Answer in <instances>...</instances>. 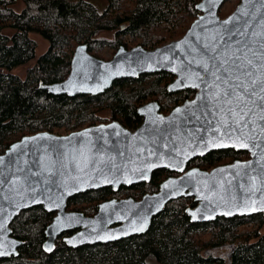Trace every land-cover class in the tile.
Here are the masks:
<instances>
[{
  "label": "water",
  "instance_id": "water-1",
  "mask_svg": "<svg viewBox=\"0 0 264 264\" xmlns=\"http://www.w3.org/2000/svg\"><path fill=\"white\" fill-rule=\"evenodd\" d=\"M223 2L201 0L196 5L200 13L186 33L154 49L121 46L105 60L81 44L66 79L40 82V88L53 95H99L118 79L167 71L176 76L169 92L198 91L168 115L161 113L158 101L139 107L144 122L135 131L114 120L68 134L42 131L14 141L0 154V256L19 255L23 242L11 237L10 225L23 210L37 205L57 213L46 229L47 252L55 249L62 232L74 228L81 230L64 239L73 248L145 234L153 218L181 197L198 202L186 210L193 222L264 214V37L256 35L264 33V0H242L222 19ZM238 85H247V90ZM234 111L236 130L234 123L223 122L225 113ZM228 147L251 157L211 170H186L189 161ZM161 168L180 175L167 177L159 191L140 200L103 201L91 217L66 210L74 195L149 183Z\"/></svg>",
  "mask_w": 264,
  "mask_h": 264
},
{
  "label": "trees",
  "instance_id": "trees-1",
  "mask_svg": "<svg viewBox=\"0 0 264 264\" xmlns=\"http://www.w3.org/2000/svg\"><path fill=\"white\" fill-rule=\"evenodd\" d=\"M22 1L24 8L17 11L12 7L15 0H0V154L21 137L42 131L69 133L112 119L137 126L141 122L138 107L151 98L164 111L193 95L189 89L170 93L167 83L172 75L166 71L118 79L99 95H53L41 89L40 82L66 79L81 43H88L89 52L103 58L105 49L116 52L122 45L132 47L124 38L153 49L181 37L198 16L196 5L201 0H105L103 11L89 0ZM6 29H13V34H6ZM105 32L114 38L101 37ZM33 33L49 41L41 55H37ZM30 62L34 64L25 78L14 71ZM103 111L109 112V118L101 115ZM234 154L214 151L193 162L209 169ZM169 175L156 170L149 183L122 186L117 192L112 187L89 190L72 196L68 207L92 214L110 198H141L157 191ZM196 203L193 197L170 201L145 234L80 248L59 240L51 253L44 250L43 242L54 214L41 206L23 210L12 229L25 243L17 257L0 259V264H151L152 258L160 264H264L263 213L193 222L186 210ZM246 225L253 229L244 230ZM206 232L209 238L203 239ZM226 243L231 244L229 259L212 252Z\"/></svg>",
  "mask_w": 264,
  "mask_h": 264
},
{
  "label": "flooded vegetation",
  "instance_id": "flooded-vegetation-1",
  "mask_svg": "<svg viewBox=\"0 0 264 264\" xmlns=\"http://www.w3.org/2000/svg\"><path fill=\"white\" fill-rule=\"evenodd\" d=\"M231 2H234V5L233 6H231L228 10H226V12H225V9H227V5L229 4V3H231ZM242 2V0H224V2L222 3V5L220 6V8H219V15H220V17L222 18V19H224V18H227L229 15H231L236 9H237V7L239 6V4ZM99 8V10H104L106 7H98ZM198 10V9H197ZM199 11V10H198ZM199 13H200V11H199ZM198 13V14H199ZM223 13H225V15H223ZM197 18V17H196ZM195 18V19H196ZM192 24V23H191ZM125 27H126V25L125 24H121V29L123 30V29H125ZM190 27V26H189ZM188 27V28H189ZM33 34H38V33H33ZM38 35H40V34H38ZM44 40H46L48 43H49V41L46 39V38H44L42 35H40ZM102 36H107L108 38H111V39H113L114 38V35H113V33H110V32H105V33H103L102 35H101V37ZM81 44H87L88 45V43H81ZM81 44H78V46L79 45H81ZM139 45V44H138ZM122 46H124V45H122ZM137 46V45H136ZM121 47V46H120ZM133 47H135V46H133ZM133 47H130V48H128V49H131V48H133ZM88 50H89V45H88ZM116 52H114L113 53V55H112V57L114 56V54H115ZM90 54H92L91 52H90ZM92 55H94V54H92ZM95 56V55H94ZM111 57V58H112ZM111 58H109V59H111ZM102 59H105V60H109V59H106V58H102ZM161 72V71H160ZM167 72V71H166ZM168 73H170V72H168ZM147 74V73H146ZM148 74H153V73H148ZM171 75H172V79L170 80V81H168V83H167V90H168V86H169V84L171 83V82H173L174 80H175V78H176V76L174 75V74H172V73H170ZM142 75H144V74H142ZM141 75V76H142ZM140 78V77H139ZM135 79V78H134ZM138 79V78H137ZM146 81H149L148 79H146ZM187 89H189V90H192L193 91V95L190 97V98H187L186 100H184V101H181V102H179V103H173L172 104V106L168 109V110H164L163 111V109H162V106H161V113H163V114H165V115H168V114H170L175 108H177V107H179V106H182L187 100H192V99H194L195 98V96H196V93H197V91H198V89H193V88H187ZM185 90V89H184ZM180 91H183V90H180ZM178 92V91H177ZM170 93H172V92H170ZM151 101H158V100H156V99H154V100H150V101H147V102H145V103H143L142 105H140L139 107H141V106H143V105H145V104H147V103H149V102H151ZM159 102V101H158ZM160 104V103H159ZM161 105V104H160ZM139 107H138V109H139ZM238 114V112H236V111H234L233 112V115H232V113L231 112H226L225 113V116H224V119H223V122L224 123H234V130H236L235 129V123H236V121H238L236 118H234V116H236ZM140 115V114H139ZM141 116V115H140ZM115 119H112V120H110V121H104V122H101V123H109V122H112V121H114ZM118 121V120H117ZM120 122V121H119ZM143 122H144V117L143 116H141V122L137 125V126H132V127H129V126H126V125H124L123 123H121L123 126H125L126 128H128L129 130H131V131H135L137 128H139L142 124H143ZM262 122H264V121H262ZM100 124V123H99ZM232 128H233V126H232ZM236 136L237 135H235L234 136V138H236ZM228 150H232V151H234L235 152V154L234 155H230V156H228V157H226V158H224L220 163H218L217 165H215V166H213V167H211V168H209L210 170L211 169H213V168H215V167H217V166H219V165H225V164H231V163H234L235 161H237V160H247V159H249L251 156H250V153L249 152H247V154H243V150H239V149H236V148H232V147H228V148H222V149H217V150H213V151H211V152H209V153H212V152H214V151H228ZM246 152V151H245ZM209 153H207L206 155H204V156H200V157H205V156H207ZM247 156V158H244L243 159V157H246ZM200 157H197V158H200ZM197 158H195V159H197ZM195 159H193V160H195ZM193 160H191V161H189L188 162V164H187V167H186V170H188V169H190V168H193V167H199V168H201V169H205V170H209V169H207V168H205V167H203V166H200L199 164H197V162L195 161V162H193ZM158 170H164V171H168L169 173H171V175H169V176H179L180 175V173H178L177 171H172V170H170V169H168V168H161V169H158ZM156 171V170H155ZM168 176V177H169ZM167 178V177H166ZM165 178V179H166ZM165 179H163V181L165 180ZM162 181V182H163ZM161 182V183H162ZM160 183V184H161ZM159 188H160V186H159ZM157 191H159V189L157 190ZM157 191H154V192H157ZM154 192H150V193H154ZM144 196V195H143ZM142 196V197H143ZM127 197H133V196H125V197H113V198H118V199H122V198H127ZM141 197V198H142ZM133 198H135L136 200H140L141 198H136V197H133ZM194 198V197H193ZM110 199H112V198H110ZM109 200V199H108ZM106 201V200H105ZM102 203V202H101ZM198 203V202H197ZM197 203L195 204V205H193V206H189V207H195V206H197ZM38 206H41V207H43L42 205H37V206H33V207H30V208H27V209H25V210H29V209H32V208H34V207H38ZM43 209L45 210V211H47V212H50V211H48L47 209H45L44 207H43ZM67 211H77V212H82V213H84L83 211H81V210H79V209H74L73 207H68V205H67V209H66ZM98 212V210L96 211V212H94V213H92V214H87V213H84L86 216H94L96 213ZM51 213H53L54 214V216H53V219H54V217L56 216V212H51ZM236 217V216H235ZM226 218V217H225ZM53 219H52V221H53ZM51 221V222H52ZM14 222V220L12 221V223ZM12 223H11V225H10V227L12 228ZM118 224H114V226H117ZM49 226V225H48ZM47 226V227H48ZM47 227H46V229H47ZM46 229H45V235H46ZM81 230V228H74V229H71V230H67V231H64V232H62L59 236H58V238H57V240H56V244H57V242L59 241V240H62V241H64V239L66 238V237H69V236H72V235H74L75 233H77L78 231H80ZM136 235H138V234H136ZM11 237H14V238H16V239H18V240H20V241H22L23 243H22V245L21 246H19V248H18V251H19V249H20V247H22L23 245H24V243H25V241L24 240H22V239H20V238H18L15 234H14V230L12 229V233H11ZM131 237V236H130ZM128 238V237H127ZM123 239H125V238H123ZM47 240V235H46V239H45V241ZM120 240H122V239H120ZM120 240H116V241H113V242H108V243H115V242H117V241H120ZM44 241V242H45ZM44 242H43V244H44ZM65 242V241H64ZM66 243V242H65ZM98 244H107V243H95V244H85V245H82V246H79V247H77V248H80V247H85V246H95V245H98ZM230 246H231V244H229V243H226L224 246H222V247H218L217 249H225V248H228V252H227V257H224L225 259H229V257H230V254H231V251H229L230 250ZM70 247V246H69ZM73 248V247H72ZM55 250V249H54ZM53 250V251H54ZM52 251V252H53ZM49 253H51V252H49ZM14 255H12V256H10V257H2V256H0V259H3V258H11V257H13ZM15 257H17V256H15ZM225 264H228V261L225 263Z\"/></svg>",
  "mask_w": 264,
  "mask_h": 264
},
{
  "label": "rangeland",
  "instance_id": "rangeland-1",
  "mask_svg": "<svg viewBox=\"0 0 264 264\" xmlns=\"http://www.w3.org/2000/svg\"><path fill=\"white\" fill-rule=\"evenodd\" d=\"M90 2H92V3H94L95 5H97L98 7H105L106 6V2H105V0H89ZM234 5V2H231V3H229L228 5H227V9H225V12H226V10H228L231 6H233ZM12 7L15 9V10H17V11H21L23 8H24V3H23V1L22 0H15V2L13 3V5H12ZM223 15H225V13H223ZM188 30V29H187ZM186 30V31H187ZM186 31H185V33H186ZM13 32H14V30L13 29H6L5 30V33L6 34H8V35H12L13 34ZM184 33V34H185ZM183 34V35H184ZM182 35V36H183ZM32 36V38L37 42V44H38V48H37V55H41V54H43L44 52H46L47 51V49H48V47H49V43L46 41V40H44L40 35H38V34H32L31 35ZM181 36V37H182ZM180 36L179 37H174L173 39H169L168 41H167V43H169V42H171V41H173V40H177V39H179V38H181ZM124 41L125 42H127L128 44H129V46H136V45H138L139 43H137L136 41H134V40H132L131 38H124ZM167 43H165V44H167ZM164 45V44H163ZM160 46H162V45H160ZM156 48V47H155ZM154 49V48H153ZM113 51L112 50H110V49H105L104 51H102L101 52V56L103 57V58H106V59H109V58H111L112 57V55H113ZM34 64V62H30L28 65H26V66H22V67H17L14 71L16 72V73H18L22 78H25L26 77V74H27V70H28V68L29 67H31L32 65ZM154 99H156V98H151L150 100H154ZM149 100V101H150ZM101 115L103 116V117H105V118H109V112L108 111H103L102 113H101ZM56 134H61V135H63V131H56L55 132ZM70 133V132H69ZM64 134H68V133H64ZM244 158H247V156L246 157H243V159ZM210 170V169H209ZM243 229L244 230H252L253 229V227L250 225H246V226H244L243 227ZM263 233H264V227H263V229L261 230ZM209 238V234H208V232H206V233H204V235H203V239H208ZM228 250V248H221V249H217V248H214L213 250H212V252L216 255V256H223V257H227V251ZM151 264H160L158 261H156L155 259H151Z\"/></svg>",
  "mask_w": 264,
  "mask_h": 264
},
{
  "label": "snow or ice",
  "instance_id": "snow-or-ice-1",
  "mask_svg": "<svg viewBox=\"0 0 264 264\" xmlns=\"http://www.w3.org/2000/svg\"><path fill=\"white\" fill-rule=\"evenodd\" d=\"M229 22H230V21H225V24H228ZM245 23H247V22H245ZM242 34H243V33H242ZM256 35H260V36L264 37V33H260V34H256ZM260 43H261V48H264V40H261ZM237 59H240V58L237 57ZM232 63L235 64L236 61H233ZM248 63L251 64V63H252L251 60H249ZM237 67H240V65H237ZM227 71H228V70L225 69V72H227ZM247 75H251V73H247ZM217 79H219V77H217ZM237 79H239V77H237ZM225 82H227V81H225ZM253 86H255V81H253ZM238 87H244L245 90H247V85H238ZM260 88H261V91H264V81L261 82V86H260ZM228 95H230V93H228V92H224V96H228ZM261 99H264V97H261ZM240 146H241V147H248V145H247V144H244V143H242ZM141 230H142V229H141ZM2 254H3V253H0V255H2Z\"/></svg>",
  "mask_w": 264,
  "mask_h": 264
}]
</instances>
